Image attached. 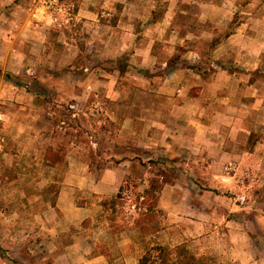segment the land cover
<instances>
[{
  "label": "rangeland",
  "instance_id": "obj_1",
  "mask_svg": "<svg viewBox=\"0 0 264 264\" xmlns=\"http://www.w3.org/2000/svg\"><path fill=\"white\" fill-rule=\"evenodd\" d=\"M108 7V19L113 10L125 19L140 16L134 20L140 34L123 38L132 43L123 53L93 54L85 45L63 52L65 41H74L67 33L79 26L72 24L77 0H0L1 28L19 29L25 13L44 16L49 47L35 56V72L4 76L47 87L50 104L34 122L57 140L54 147L44 144L43 158L57 161L60 175L57 182H37L34 158L20 161L9 141L12 157L0 149V264H86L60 257L72 233L87 255L107 254L115 264H264V0H127ZM78 39L85 43L83 35ZM101 79L116 82L119 102L106 97ZM51 80L59 84L51 87ZM177 102L186 111L183 144H155L148 154L133 144L129 123L122 124L127 115L147 103L163 110ZM121 129L124 141L117 144ZM138 159L120 184L122 199L114 201L120 186L107 195L81 191L104 169ZM152 179L162 189L148 210L137 194ZM86 202L97 211L81 222L79 234L63 217ZM56 204L58 215H49ZM39 205L44 214L36 212Z\"/></svg>",
  "mask_w": 264,
  "mask_h": 264
},
{
  "label": "crops",
  "instance_id": "obj_2",
  "mask_svg": "<svg viewBox=\"0 0 264 264\" xmlns=\"http://www.w3.org/2000/svg\"><path fill=\"white\" fill-rule=\"evenodd\" d=\"M126 3L127 0H77V13L74 14L72 24L79 26L74 30L73 35L67 33V37L73 38L65 41L66 46L62 45L63 52L70 49L71 52L79 51V45H85L84 50L91 53H105V52H117L123 53L126 51L132 43L128 40L124 41L125 37L137 36L140 34L134 28V20L139 21L140 16L132 15L126 18L120 11L113 10L116 15L108 19L109 5H117V3ZM109 9V10H108ZM38 20L27 17L26 13L21 15L19 21V29L10 30L0 27V149L3 156L12 157V154L20 157V161L26 158H34L33 164L36 166L37 173L34 174L33 180L37 182H44L45 180L57 182L60 175L58 172V163L55 160L47 161L44 160V144L51 145L54 147L57 144V140L48 136L44 131L45 126L42 121L34 122L36 118L41 117L42 108L45 104H50V100L47 98L48 94L45 95L44 91H47V87L41 81L35 82L34 87L28 86V84L15 83L12 80L5 79L4 73L17 75L20 72H27V69L33 68L31 66L35 61V56L41 57L44 55L45 47H49V41L46 40L47 27L46 24L41 21V14L39 12L33 14ZM4 16H0L2 20ZM30 19V20H28ZM131 25V27H130ZM79 29L82 32L78 31ZM148 30V29H146ZM139 32V33H138ZM78 33V34H77ZM83 35L85 43L78 42V35ZM145 34V32L143 33ZM63 36L65 34L63 33ZM52 69V67H49ZM40 80V78H38ZM52 85L59 84L58 81L51 80ZM100 85L104 87L106 97L110 102H119L120 95L117 90V84L115 81L107 79L99 80ZM135 85H140L134 82ZM55 89V88H54ZM50 94L54 95V90ZM57 89V88H56ZM57 96V94H56ZM54 99V98H52ZM165 101L173 102L168 97L163 98ZM175 107L164 106L163 110L154 106L150 103L144 104L142 109L134 115H127V119L124 123H129L131 128L133 144H137L138 147H142L145 152L153 153L156 150L155 144H183L182 136H184L185 123L184 113L185 110L181 108V103L177 102L174 104ZM193 113V112H192ZM114 114V113H112ZM31 118V119H30ZM181 123V125H180ZM196 129H203V127H197ZM172 124L173 127H169ZM169 130V132H168ZM120 135L116 137V143L122 144L124 138V130H119ZM191 132V131H190ZM164 135V137H162ZM168 136V138L166 137ZM122 137V138H121ZM2 141H4L2 143ZM7 141L12 142L13 153H6L8 150L6 147ZM22 147V148H21ZM47 147V146H46ZM17 149V150H16ZM19 149H23L20 153L15 152ZM149 150V151H148ZM143 162V156L139 155ZM128 161V160H126ZM124 161H119L114 167L106 168L103 170L100 179L94 180L92 184H89L87 189L81 190L86 194H99L107 195L113 194L117 191L118 186L125 180L126 176L129 175L130 170L137 167L140 160L129 161L130 164L126 166ZM69 178L76 181L88 180V174H74L70 173ZM90 180V179H89ZM88 184V183H87ZM43 186V185H42ZM37 196L43 198L44 189H40ZM71 190V189H70ZM67 191H61L63 194H67ZM43 193V194H42ZM51 197V194L46 195ZM74 197H76L74 195ZM40 201V200H39ZM85 206H71L70 209L65 212L63 222L67 223L69 227L78 228V233L81 234L83 230L81 222L88 218L93 217L96 206L94 203H85ZM41 206V205H39ZM56 206H52L49 209V215L56 216L59 211ZM37 213L44 214L45 210L41 206ZM60 220V217H59ZM259 222V219L255 220V223ZM260 223V222H259ZM54 225V226H53ZM66 226V225H62ZM43 227V226H42ZM258 227V225H257ZM68 229V227H67ZM51 231H58L59 224L52 223L50 225ZM63 230H66L63 229ZM106 232V231H104ZM236 233V231H234ZM107 234V233H105ZM245 235L248 237L249 234L246 231ZM107 236V235H106ZM66 241L63 240V245L67 246L61 251L60 257H65L68 261L80 260L86 264H115L109 259L107 254L98 253L94 255H87V251L84 250L85 246L80 238H76L74 233L72 235L67 234ZM261 238V237H257ZM80 239V240H79ZM116 238V242H117ZM105 243H108L105 242ZM261 242H257V244ZM260 244H258L260 246ZM79 245V251L75 252ZM119 255L118 252L115 255ZM121 256V255H119ZM116 259L114 261H118Z\"/></svg>",
  "mask_w": 264,
  "mask_h": 264
},
{
  "label": "trees",
  "instance_id": "obj_3",
  "mask_svg": "<svg viewBox=\"0 0 264 264\" xmlns=\"http://www.w3.org/2000/svg\"><path fill=\"white\" fill-rule=\"evenodd\" d=\"M125 187H126L125 185H121L119 187V190L117 192V195L114 201H116L117 199H122L123 197L122 191L124 190ZM161 189H162V183L156 179H152L150 185L146 189H144L143 194H137V198L143 197L142 202L147 204V207H148L147 209L149 210L152 207H154V205L156 204L157 199H158V193L161 191ZM164 262L165 260L163 259V263Z\"/></svg>",
  "mask_w": 264,
  "mask_h": 264
},
{
  "label": "built area",
  "instance_id": "obj_4",
  "mask_svg": "<svg viewBox=\"0 0 264 264\" xmlns=\"http://www.w3.org/2000/svg\"><path fill=\"white\" fill-rule=\"evenodd\" d=\"M68 109H69V111H72L73 116L76 115L75 114V104H70L68 106ZM63 123H64V121L61 122V124H63Z\"/></svg>",
  "mask_w": 264,
  "mask_h": 264
}]
</instances>
